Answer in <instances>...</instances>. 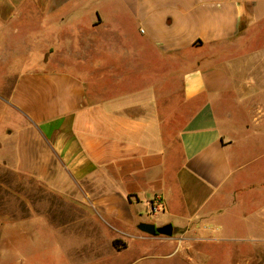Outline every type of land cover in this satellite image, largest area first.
<instances>
[{
    "label": "crops",
    "instance_id": "1",
    "mask_svg": "<svg viewBox=\"0 0 264 264\" xmlns=\"http://www.w3.org/2000/svg\"><path fill=\"white\" fill-rule=\"evenodd\" d=\"M23 19L51 27L54 52L70 62L25 61L0 95L19 124L0 113V168L49 198L26 186L20 217L0 216V264H37L43 250L52 264L70 253L109 264L128 252L126 238L224 241L197 235L223 232L231 215L228 126L256 98L264 125V0H0V34ZM12 49L11 37L0 42V57ZM156 196L165 211L149 215Z\"/></svg>",
    "mask_w": 264,
    "mask_h": 264
},
{
    "label": "rangeland",
    "instance_id": "2",
    "mask_svg": "<svg viewBox=\"0 0 264 264\" xmlns=\"http://www.w3.org/2000/svg\"><path fill=\"white\" fill-rule=\"evenodd\" d=\"M37 23L36 19L18 20L9 24L4 35L1 31L0 42L11 37L13 48L11 57L6 52L7 57L9 56L8 60L0 57V95L3 98H7L16 74L26 68L25 61L29 62L30 67L37 68L44 66L40 64L43 60L46 64L53 65L50 68H58V64L70 62L59 51L54 52L51 46L52 28L42 29L41 26L36 25ZM11 31L12 33L9 34ZM42 31L45 34L43 54L38 51L42 43L35 40ZM70 36L66 31L60 37L68 39ZM26 45L29 46L28 54L25 52ZM0 106L2 117L7 119L6 125L12 126L14 130L17 129L19 124L15 119V113L10 123L8 106L2 103ZM2 106H5L3 110ZM262 106V100L257 98L251 100L238 123L228 126V137L234 146L232 163L235 167V176L228 191L234 199L232 206L229 207L232 210L231 215L226 224H222L227 227L226 230L221 232L220 226L214 225L209 226L210 231L206 227L197 235V237L204 235L210 239L225 240L184 243L181 247L176 243H139L133 238H126L129 245L128 252L121 259L116 257L115 261L110 257L109 264H264V244H260V241L264 240V125L258 121L262 117L260 108ZM26 186L34 197L39 195L41 199L48 198L41 184L0 168V216L14 213L16 218L20 217V197L22 189ZM27 226L33 229V226ZM42 232L45 233L44 238L52 243V232L50 234ZM31 237L36 241L37 236ZM51 254V251L43 250L37 264H52L48 257ZM67 256L69 258L67 264L93 263L73 253Z\"/></svg>",
    "mask_w": 264,
    "mask_h": 264
},
{
    "label": "water",
    "instance_id": "3",
    "mask_svg": "<svg viewBox=\"0 0 264 264\" xmlns=\"http://www.w3.org/2000/svg\"><path fill=\"white\" fill-rule=\"evenodd\" d=\"M139 229L148 235H163V236H168L171 237L173 235V226L172 225H167L161 228H157L153 224H141L139 226Z\"/></svg>",
    "mask_w": 264,
    "mask_h": 264
},
{
    "label": "built area",
    "instance_id": "4",
    "mask_svg": "<svg viewBox=\"0 0 264 264\" xmlns=\"http://www.w3.org/2000/svg\"><path fill=\"white\" fill-rule=\"evenodd\" d=\"M165 211V204L162 196H156L150 204L149 215H158Z\"/></svg>",
    "mask_w": 264,
    "mask_h": 264
},
{
    "label": "trees",
    "instance_id": "5",
    "mask_svg": "<svg viewBox=\"0 0 264 264\" xmlns=\"http://www.w3.org/2000/svg\"><path fill=\"white\" fill-rule=\"evenodd\" d=\"M114 245L117 247V248H119L120 247V245L118 244V242L116 241V242H114Z\"/></svg>",
    "mask_w": 264,
    "mask_h": 264
}]
</instances>
